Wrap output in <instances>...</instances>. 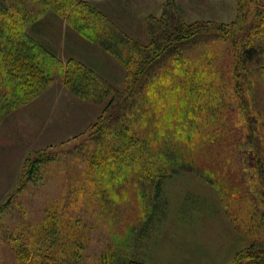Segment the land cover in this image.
<instances>
[{
  "label": "rangeland",
  "instance_id": "374dc122",
  "mask_svg": "<svg viewBox=\"0 0 264 264\" xmlns=\"http://www.w3.org/2000/svg\"><path fill=\"white\" fill-rule=\"evenodd\" d=\"M261 11L264 0L248 9L240 0H0V264H15L11 238L47 237L37 226L54 213L62 237L69 234L62 225L79 220L80 232L70 234L81 242L56 244L65 264H233L239 253L264 248V166L256 171L250 162L253 153L264 165V73L241 71L235 82L233 71L242 42L257 47L254 67L264 65ZM162 15L206 30L134 76L143 60L134 44L150 46ZM234 22L240 48L209 31ZM17 39L16 52L41 75L32 90L3 72ZM172 79L177 92L164 86ZM150 82L164 86V107L143 120L146 149L159 110L162 126L181 119L177 113L196 129L190 147L180 140L164 151L170 167L153 163L148 171L139 161L128 171L141 155L132 151L126 167L112 164L91 132L100 118L140 126L128 109L159 94L144 88ZM170 95L179 101L173 107ZM39 152L51 161L27 181L26 160ZM90 172L96 184L86 186ZM84 190L99 196L78 200Z\"/></svg>",
  "mask_w": 264,
  "mask_h": 264
},
{
  "label": "trees",
  "instance_id": "16d2710c",
  "mask_svg": "<svg viewBox=\"0 0 264 264\" xmlns=\"http://www.w3.org/2000/svg\"><path fill=\"white\" fill-rule=\"evenodd\" d=\"M240 1L242 2L243 8L248 9L249 6H252L253 3L258 2L260 0H240ZM261 13L262 15L257 29V31H260V35L264 33V11H261ZM155 21L156 22L154 24L153 31L152 32L150 31L151 32L150 35L151 42L149 43L150 46L148 48H144L141 45L134 44L136 46L135 51L141 53L143 56L142 63H140V65L138 66L137 70L134 73V76H139V75L142 76L144 69L149 64L156 62L155 60L161 59L163 56L172 55L178 50V48L181 45L190 43L191 41L195 40L201 35L202 30H206L204 29L206 28V26L203 24L200 25L195 23L187 24L184 22L178 23L174 20L173 16L166 18L164 15H162L160 19H157ZM235 27L236 25L234 22L226 25H216L213 29L209 31H211V33L212 32L215 33L216 36L222 35L226 39L231 38L234 43V47L238 46L240 48L239 45H241V39L232 32ZM238 30H239L238 32L243 31L240 30V28ZM21 40L22 39L20 40L17 39L15 42L12 41L13 43H17L16 49H14L13 54L10 52H8V54L6 53L5 56L8 59L6 60L7 65L4 67L3 72L6 74L7 77H13V80L22 90L24 91L32 90L36 88L37 87L36 84L39 81H41L40 78L41 75L37 71V69L32 66L33 60H30L25 56L18 55V52H16L17 50H20ZM24 40L27 39L24 38ZM251 43L247 46L245 43L242 42V44L244 45V49L240 48V50L238 49L235 51L236 54L235 59H236V63L238 64L233 67V71H235L234 74L235 80H237L235 82H238L241 71H243L244 75L245 74L248 75L250 72L253 71L264 73V65L254 67V65H256L258 62H256V60L252 62L253 61L252 55L257 52V47H255L254 44ZM239 65H240V70H238L239 68H237L239 67ZM173 82L174 79L169 80V82L164 86H166L169 90L175 88L174 91L177 92L176 89L178 88V86H175ZM182 83L185 89L192 87L193 84L191 81L186 79L183 80ZM155 84H157V86H152L151 82L144 85V88L146 90L150 88L154 89V87H157L155 90L156 91L158 90L159 92V94H157L156 96H152L153 99L152 101L150 100L151 103L147 102V100L149 99L148 97H146L145 98L146 100L142 101L141 103L137 98L135 107L133 106L132 108L128 109V112H131V114L141 119L140 121L142 124H140V126L137 125L133 126V124H131L132 126L130 125L124 126V123L126 122L125 119H122L123 124L121 125L123 126L119 124L117 125L115 124V126H113V125H109L108 123H105L104 119L100 118L96 123V125L93 126L91 132V135L97 136L96 140L100 138L106 145L105 149H106L107 158L110 160L112 164L117 163L121 166L126 167L127 165H129V161L131 158L130 153L132 151H133V155L135 152L137 157L138 154L141 155V157H138L136 161L134 159H131L130 167L128 171H132L134 168H136L135 166L139 161L141 167H143L142 165H144V167L148 168V171H150V167L153 163H155V165L157 166L162 167L163 169H166L168 165L170 167L172 163L170 162L168 163L163 160L165 156V152H167L169 147H171L172 149V146L178 145L180 143V140H181V144L184 147L185 145L187 147H190V136L194 134L196 129L195 126L190 125V123L188 122L189 119L185 120L182 115H179L177 113L175 115L179 116L181 119H176L173 120L172 122V119L170 118V123L168 124V126H162L159 122V120L161 121V116L159 113L160 110H159L156 113V118L154 121L155 126H153L154 130L152 128L153 148L152 151L150 150V152L149 149H146L147 147L144 144V140L146 139L145 137L147 135H146L145 126L143 125V120L146 122L147 121L146 116L149 117L153 116L155 111H157L154 109L160 108L162 110V107H164L163 96L160 95L162 88L164 86H161L158 83ZM12 85L16 87L14 83ZM172 85L174 86V88ZM195 86L198 85L196 84ZM184 94L185 93H183V95ZM178 95H182L181 92H179ZM168 99H170L169 100L170 107H173V105L179 102L178 99L172 95L168 96ZM241 101L243 102V99L240 100V102ZM149 104L153 107L152 109ZM235 106L237 108L238 107H241L242 109L244 108L243 110L240 109V111L242 113L245 112L246 109L245 105L243 106L241 104L239 106L236 102ZM179 121L182 122L181 126ZM175 123H177V125L179 126H176ZM222 132H223L222 136L224 137L229 135L228 130H225L224 132L223 126H222ZM244 138H246V136ZM219 146L220 143L218 144V149ZM213 151L215 152V148ZM254 160H255L254 154L252 153L250 157V162L254 170L258 171V169H260L264 165L260 164V162H257L256 160L254 162ZM50 161H51V155L46 154V152H39L34 158L27 159L24 165V170H25L24 177H26V180L28 181L33 173L35 172L37 173L38 168L42 167L45 163H48ZM182 162L183 160L176 162L174 164L175 166L173 167L179 168ZM138 169H142V168L138 166ZM158 169L160 170L161 168H157V170ZM122 171H126V170H122ZM91 175L92 173L90 172L88 179L83 183L86 186H92L96 184L93 178L91 177ZM216 187H218V190H220V192L222 193L223 190L220 187L219 183L217 184ZM76 196L78 200L81 201L85 200L91 202V200H94V198L92 199V197L94 196L97 199V196H99V194L97 195L93 192H87L86 190H84L77 192ZM56 220L57 218L55 216V213L52 215H46L45 220H43L41 224L37 226V232L44 233L45 235H47V237L45 238L41 236H37L36 239H30L28 242L23 244L19 243L18 240H15L13 238L10 239L12 240L13 244L16 245L14 249L15 254L13 255L15 264H65L67 258H61L57 256V252L55 249H59V250L61 249L57 247L56 244L58 243L69 244L66 241L68 240L71 246L72 245L75 246L76 242L79 243L81 242L78 241L76 237H73L75 234H70L71 232H75V233L80 232L79 230H77L80 229V227L78 225H75L76 222H78L79 220L76 219V221L71 225L69 224L70 222L64 223L71 227H66V225H62L63 229L66 231L68 230L69 232V234L63 235L64 237L58 234L59 233L58 229L59 230L62 229L60 228V225H58V223L56 224ZM63 248L65 247H62V250ZM248 252L249 253L246 252V254L239 253L236 256V259L234 260L233 264H243V259H245L244 257L248 259L247 260L248 262L244 264H264V248L262 249L257 248V250L253 251V248L251 247Z\"/></svg>",
  "mask_w": 264,
  "mask_h": 264
}]
</instances>
